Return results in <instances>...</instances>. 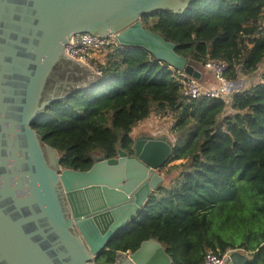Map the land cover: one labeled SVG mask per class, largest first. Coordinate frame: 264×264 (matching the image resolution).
Wrapping results in <instances>:
<instances>
[{
    "label": "trees",
    "instance_id": "trees-1",
    "mask_svg": "<svg viewBox=\"0 0 264 264\" xmlns=\"http://www.w3.org/2000/svg\"><path fill=\"white\" fill-rule=\"evenodd\" d=\"M141 22L201 73L212 60L226 64L228 82L255 78L224 98L190 99L177 71L145 50L114 45L102 51L103 63L92 62L98 81L51 104L33 124L63 169L88 171L93 154H132L138 125L171 114L167 164L182 162L168 167L138 218L96 263L113 264L117 253L153 240L171 264H201L209 251L234 250L248 256L247 264H264V0H195L183 14L158 11ZM172 171L178 175L167 180ZM232 221L241 223L240 242L222 238Z\"/></svg>",
    "mask_w": 264,
    "mask_h": 264
},
{
    "label": "water",
    "instance_id": "water-1",
    "mask_svg": "<svg viewBox=\"0 0 264 264\" xmlns=\"http://www.w3.org/2000/svg\"><path fill=\"white\" fill-rule=\"evenodd\" d=\"M195 0H0V264H97L113 236L135 221L163 184L167 136L133 137L132 154H93L88 171L63 169L33 124L47 108L99 80L65 47L75 35L114 36L201 80L176 45L145 29L154 12L183 14ZM243 85V81H241ZM234 250L226 264H247ZM113 264H171L156 241Z\"/></svg>",
    "mask_w": 264,
    "mask_h": 264
},
{
    "label": "built area",
    "instance_id": "built-area-1",
    "mask_svg": "<svg viewBox=\"0 0 264 264\" xmlns=\"http://www.w3.org/2000/svg\"><path fill=\"white\" fill-rule=\"evenodd\" d=\"M117 45L114 36H94L90 34L75 35L70 42L65 46L70 56L76 60H84L88 66L100 76L101 72L97 66L92 67V60L96 53L102 52L105 48ZM204 68L210 71L217 83L216 88H204L199 81L192 79L184 73L177 72L175 74L176 81L182 87L184 97L190 99L206 98H224L234 90L242 88L240 82H228L225 80L226 64L219 61H207ZM173 70V69H172ZM233 251H228L222 256H218L214 252H207L201 264H226L229 254ZM241 252V251H240Z\"/></svg>",
    "mask_w": 264,
    "mask_h": 264
},
{
    "label": "rangeland",
    "instance_id": "rangeland-1",
    "mask_svg": "<svg viewBox=\"0 0 264 264\" xmlns=\"http://www.w3.org/2000/svg\"><path fill=\"white\" fill-rule=\"evenodd\" d=\"M103 57H104V53L102 52L96 53V55L93 58V60L95 61H92V62L103 63ZM95 66L96 65L92 63V67H95ZM202 71L206 72L205 70H202ZM170 115L171 114L169 113L167 118L166 116H164L165 118H160L159 115L157 114L152 115L145 122H141L138 125V127L134 131V136L135 137H138L140 135H152V136H157V137L167 136L170 139V135L167 133L168 128L171 127L173 123V120ZM181 162L182 161H175L169 164L166 163V166H164L163 169H160L159 173L162 176H165L167 174V170L169 166L177 165ZM177 175H178V171H172V173L168 175L166 179L169 180V179L175 178V176ZM237 177L238 175H236L234 179H237ZM220 232H221L222 238H224L226 241L227 240L233 241V242L241 241V223L239 221H232L229 226H226L225 231L221 229Z\"/></svg>",
    "mask_w": 264,
    "mask_h": 264
},
{
    "label": "crops",
    "instance_id": "crops-1",
    "mask_svg": "<svg viewBox=\"0 0 264 264\" xmlns=\"http://www.w3.org/2000/svg\"><path fill=\"white\" fill-rule=\"evenodd\" d=\"M206 72L201 73V80L199 83L204 87V88H216L218 85L210 71L205 70ZM252 78H255V75H252L248 77V80H242L243 81V87L245 86V81L247 84L250 82Z\"/></svg>",
    "mask_w": 264,
    "mask_h": 264
}]
</instances>
